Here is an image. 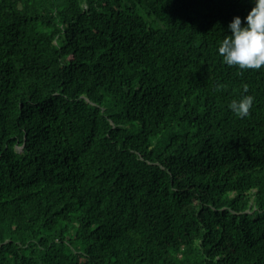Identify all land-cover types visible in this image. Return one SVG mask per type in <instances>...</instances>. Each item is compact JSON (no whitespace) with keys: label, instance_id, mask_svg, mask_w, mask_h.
Returning a JSON list of instances; mask_svg holds the SVG:
<instances>
[{"label":"trees","instance_id":"1","mask_svg":"<svg viewBox=\"0 0 264 264\" xmlns=\"http://www.w3.org/2000/svg\"><path fill=\"white\" fill-rule=\"evenodd\" d=\"M251 6L0 0V264H264V68L217 53Z\"/></svg>","mask_w":264,"mask_h":264},{"label":"clouds","instance_id":"2","mask_svg":"<svg viewBox=\"0 0 264 264\" xmlns=\"http://www.w3.org/2000/svg\"><path fill=\"white\" fill-rule=\"evenodd\" d=\"M251 3L243 22L240 16L229 21L230 31L217 46L222 62L241 70L264 68V0H251ZM254 99L252 95H242L232 99L227 107L238 118H244L250 115Z\"/></svg>","mask_w":264,"mask_h":264}]
</instances>
